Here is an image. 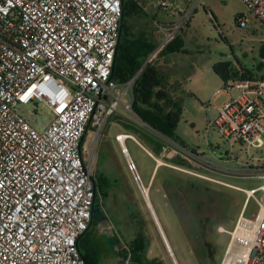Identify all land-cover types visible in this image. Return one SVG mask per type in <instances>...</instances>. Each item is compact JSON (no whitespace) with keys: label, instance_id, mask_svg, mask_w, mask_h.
Here are the masks:
<instances>
[{"label":"built area","instance_id":"1","mask_svg":"<svg viewBox=\"0 0 264 264\" xmlns=\"http://www.w3.org/2000/svg\"><path fill=\"white\" fill-rule=\"evenodd\" d=\"M189 1L185 18L203 0ZM243 1L264 27V0ZM123 14L124 0H0V264H87L79 241L92 222L96 185L85 135L121 109L157 133L132 110L138 75L122 87L111 80ZM233 88L242 94L228 97L210 127L249 156L264 149V81L238 79ZM31 103L52 114L42 131L18 111ZM176 144L184 160H205ZM171 167L246 194L220 264H264V185L245 190ZM218 167L264 180V164ZM129 168L136 170L133 162ZM251 200L258 209L247 216Z\"/></svg>","mask_w":264,"mask_h":264},{"label":"rangeland","instance_id":"2","mask_svg":"<svg viewBox=\"0 0 264 264\" xmlns=\"http://www.w3.org/2000/svg\"><path fill=\"white\" fill-rule=\"evenodd\" d=\"M136 1L143 9V20L150 21V29L158 40V48L150 58L158 56L172 42L173 48L182 46L179 52L165 53L162 65L167 67L161 70L164 74L159 72L167 83L170 82L169 92L183 108V118L174 130L175 139L195 155L224 168L242 170L245 166L264 164L261 161L264 149L252 148L248 156L246 147L238 143L232 148L223 142L218 131L210 127V122L218 115V108L228 97L236 99L242 94L233 88L242 73L251 75L253 80L264 81V27L260 21L250 13L243 0H203L188 18L184 15L189 0ZM239 18H247L245 25L238 24ZM216 66H223L231 72L228 84L215 73ZM18 111L39 131L47 128L52 120L51 112L42 104L20 105ZM116 115L126 119L127 124L141 126L122 109ZM114 116L101 129L92 124L83 143L84 159L91 167L93 177L104 173L109 181L108 196L99 198L106 221L99 225L98 233L119 240L117 244L104 243L98 249L101 264H131L128 257H119L117 253L127 252L140 230L150 243L148 260L158 259L164 264H203L196 256L201 255L205 261L207 249L204 243L207 241L217 249L212 264H220L230 241L228 232L243 209L246 194L173 169L171 166L181 165L169 164L167 158H158L150 151L151 156L148 155L145 151L148 146L141 139L126 135L128 131ZM120 133L132 137L125 143L128 156L117 141ZM152 134L174 151L175 157L169 159L170 163L183 155L175 142L162 139L157 133ZM128 159L134 163L135 173L146 187L143 188L147 190V197L142 194V187L138 186ZM187 159L192 166L187 169L194 174L245 190L264 185V180L241 172L228 175L224 169L199 157ZM158 164L160 169L154 174ZM170 180L184 185L194 182L210 188L205 198L208 205H201L202 209H199L200 204L191 200L186 189L173 188ZM256 197L261 200L263 194L259 192ZM150 207L152 213L155 210L154 215ZM257 209L256 202L251 200L246 215L256 213ZM205 215L218 223L217 231L211 229L206 236L200 229V220ZM134 218L141 220L140 228ZM220 228L225 231L220 232ZM162 236L169 246L171 259L165 251Z\"/></svg>","mask_w":264,"mask_h":264},{"label":"trees","instance_id":"3","mask_svg":"<svg viewBox=\"0 0 264 264\" xmlns=\"http://www.w3.org/2000/svg\"><path fill=\"white\" fill-rule=\"evenodd\" d=\"M143 19V9L138 5L137 1L124 0L122 37L118 46L111 80L122 87L127 85L138 75L133 85L132 110L134 115L139 120L149 125L157 133L185 147L174 137L175 127L183 118L182 104L174 99L169 89L163 85V81L165 80L161 77L158 68L151 62H148L151 55L158 48V40L150 29V21H144ZM137 23L140 24L138 25ZM181 49V45L173 48L172 42V44L170 43L164 47L162 53L165 54L168 51L175 53L179 52ZM214 71L226 84H228L232 78L231 72L223 66H216ZM245 78L250 77H242V79ZM226 87L228 89V86ZM125 122L126 123L122 122L125 129L133 133L132 135L136 139H141V141L148 146L146 148L154 156L158 157L162 153L166 145L165 143H161L155 134H152V132L138 124H127L128 122L126 120ZM86 136L87 134L85 137ZM171 161V163L174 162L176 165L179 164L186 168H192L191 164L180 156H177V158ZM93 180L96 185V203L93 209L91 225L79 241V250L87 264H101L97 256L99 253L98 249H100L104 243H106V245L108 243L117 244L119 240L115 237L110 238L98 233L99 225L106 221V216L99 198L105 199L108 196L110 187L108 176L104 173H99L96 177H93ZM169 183L173 188L178 190L182 188L186 189L191 200L200 204L199 209H202L201 205H208L205 198L210 193V188L197 185L194 182L184 185L178 181L175 182L170 180ZM225 202L226 200H224L223 203ZM134 219L136 220V218ZM136 221L138 228H140L142 224L141 220L137 218ZM217 227L218 223L213 222L208 215H205L200 220V229L204 236H206L211 229L216 232ZM204 245L207 249L205 261H203L201 255L196 256L195 254V256L197 259L199 258L198 260L203 264H212L217 255V249L207 241H205ZM149 246L150 243L148 238L140 230L138 236L129 244L127 252H124V254H117L122 258L128 257L131 264H154L157 260L150 261L147 258ZM158 264H160V262H158Z\"/></svg>","mask_w":264,"mask_h":264},{"label":"crops","instance_id":"4","mask_svg":"<svg viewBox=\"0 0 264 264\" xmlns=\"http://www.w3.org/2000/svg\"><path fill=\"white\" fill-rule=\"evenodd\" d=\"M163 49V46H161L160 47V51ZM162 53V52H161ZM160 52L158 53V56H153V58H150L149 60H148V62H151L154 66H156L157 68H158V70H159V72H161V70L162 71H164V66L165 67H167V65H165V64H163L162 65V62H164V58L166 57V54H161ZM147 62V63H148ZM161 74H164L163 72H161ZM243 76H245V77H250L251 78V75H249V74H242V75H240L239 77H238V79H242V77ZM164 80L165 81H163V85H165V87L166 88H168V85L170 84V82H166V79L164 78ZM114 117H116V119L120 122V123H122V122H124V123H126L125 122V120H124V118H122V117H117V115L116 116H114ZM122 118V119H121ZM127 131V130H126ZM133 133H131L130 131H128V133L126 134V135H132ZM119 135H125V134H123V133H120ZM118 135V136H119ZM125 135V136H126ZM133 136V135H132ZM128 139H126L125 140V143H126V141H127ZM160 141V140H159ZM136 142H138L139 143V141H136ZM161 143H164V142H162V141H160ZM140 144V143H139ZM141 145V144H140ZM122 148V147H121ZM145 149V148H144ZM147 149V148H146ZM145 149V151L147 152V154L148 155H150L151 156V154L149 153V150L147 151ZM122 151H124L123 150V148H122ZM173 153H174V151L172 152V150L170 149V148H168V147H165V148H163V151H162V153L158 156V158H161V157H165V158H167V161H169V164H173V165H175L174 163H170V158L171 157H175L174 155H173ZM159 169H160V165L158 164L157 165V167H155V170H154V174H155V172H158L159 171ZM145 187V186H144ZM146 188V187H145ZM244 206H245V202H244V205H243V209H244ZM243 209H242V211H243ZM155 211V210H154ZM241 211V212H242ZM156 213V212H155ZM165 246V245H164ZM165 249H166V247H165ZM166 252H167V254H168V257L170 258V256H169V254H170V252H168V250L166 249L165 250ZM170 251V250H169ZM171 259V258H170ZM153 260H157L156 261V263H154V264H158V262H160V264H164L161 260H158V259H153ZM151 261V260H150Z\"/></svg>","mask_w":264,"mask_h":264},{"label":"bare ground","instance_id":"5","mask_svg":"<svg viewBox=\"0 0 264 264\" xmlns=\"http://www.w3.org/2000/svg\"><path fill=\"white\" fill-rule=\"evenodd\" d=\"M119 138H118V143L121 145V147L123 148V150H124V153L127 155L128 154V151H127V149H126V147H125V138H126V136L125 135H120V136H118ZM128 156V155H127ZM129 158V157H128ZM135 172V171H134ZM140 187H142V190H141V192H142V194L143 195H145V197H147V190L145 189V188H143L144 187V185L142 186V185H140ZM150 206V205H149ZM150 211H151V213H152V208L150 207ZM153 214V213H152ZM154 215V214H153ZM162 235V234H161ZM162 239H163V241H164V244H165V247H167L166 249L168 250V248H169V246H168V244H167V241L164 239V237L162 236ZM168 252H170L169 250H168Z\"/></svg>","mask_w":264,"mask_h":264},{"label":"water","instance_id":"6","mask_svg":"<svg viewBox=\"0 0 264 264\" xmlns=\"http://www.w3.org/2000/svg\"><path fill=\"white\" fill-rule=\"evenodd\" d=\"M122 30H123V19H122V22H121V28H120V41H121V37H122ZM153 130H154V129H153ZM154 131H155V130H154ZM123 152H124V151H123ZM128 163H132V161L128 159ZM134 171H136V170H134ZM134 171H132V172L134 173L135 180H136L138 186H139V187H140V185L143 186L142 181H141L139 175L136 174ZM153 213H154V211H153Z\"/></svg>","mask_w":264,"mask_h":264}]
</instances>
